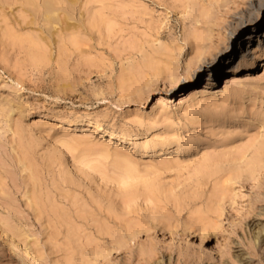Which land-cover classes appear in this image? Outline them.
<instances>
[{"label": "rangeland", "instance_id": "1", "mask_svg": "<svg viewBox=\"0 0 264 264\" xmlns=\"http://www.w3.org/2000/svg\"><path fill=\"white\" fill-rule=\"evenodd\" d=\"M183 1L71 0L50 32L0 4V264H264V54L200 70L216 0Z\"/></svg>", "mask_w": 264, "mask_h": 264}, {"label": "bare ground", "instance_id": "2", "mask_svg": "<svg viewBox=\"0 0 264 264\" xmlns=\"http://www.w3.org/2000/svg\"><path fill=\"white\" fill-rule=\"evenodd\" d=\"M181 1L183 0H180V2ZM197 3L193 5L191 18L193 19V22L197 24L200 23L203 28L202 31L200 30V33L197 31L198 33L195 35L197 39L196 42L198 43L195 53L197 56L196 59L200 60L201 57H209L207 62L203 60L205 63L200 70L204 69L207 72H212L227 62V60L236 53V50L233 49L234 46L232 43L237 42L236 40L243 33H246V36L243 39V44L241 46L240 44L238 45L239 52L235 69L242 67L247 62L253 65L255 60L263 57L264 0H216L214 5L215 8L208 6L201 7L200 3ZM0 4H17L20 7V10L26 11V17L30 18L26 24L42 26L41 28L44 29L43 32H50L51 29H55L54 26L57 24L58 27L60 23L61 25L65 24V22L68 21L69 16L70 19H72V15L69 14L70 10L73 9L71 8V4L73 6L71 0H0ZM200 18L202 19V22ZM40 33L42 35V32ZM178 104L179 103H177V105ZM208 167L210 166L208 165ZM129 168L131 167L129 166ZM246 169L249 179L257 180L262 174V171H264V155L260 152L257 153L256 156L248 162ZM28 170H30V167ZM30 171H32V169ZM123 171L128 172V169L122 170V172ZM32 172H30V175ZM127 172L125 174L132 173L130 169L129 172ZM30 179H33L34 181V176L31 175ZM35 192L36 191H34V193ZM36 194L37 193L34 195ZM36 197L39 198L38 194ZM129 198L130 195L128 198L126 197V199ZM40 205V207H43L41 203ZM42 211H44V209H42ZM260 216H264V208L262 207L258 208L257 213L254 214V218L246 226L249 239L252 240L254 246L260 248L263 252L264 228L260 229V227L264 226H261L259 223L258 218ZM130 233H132L130 234L131 236H134L135 234V232ZM10 246L21 257L25 258L27 262H29L28 264H39L37 258L31 253L19 250L18 246L13 242H10ZM142 254L146 259L153 256L150 247L145 248ZM235 258L243 264H250L251 262L247 254L240 249L236 250ZM152 264H161L160 259H156Z\"/></svg>", "mask_w": 264, "mask_h": 264}]
</instances>
